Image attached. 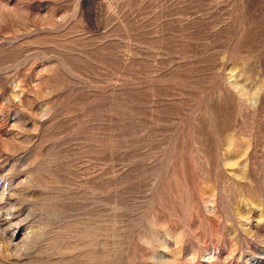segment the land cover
Instances as JSON below:
<instances>
[{
	"label": "rangeland",
	"instance_id": "374dc122",
	"mask_svg": "<svg viewBox=\"0 0 264 264\" xmlns=\"http://www.w3.org/2000/svg\"><path fill=\"white\" fill-rule=\"evenodd\" d=\"M0 264H264V0H0Z\"/></svg>",
	"mask_w": 264,
	"mask_h": 264
}]
</instances>
